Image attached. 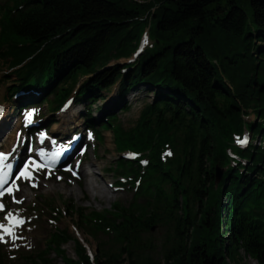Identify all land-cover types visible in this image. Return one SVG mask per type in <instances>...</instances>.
<instances>
[{"label": "trees", "instance_id": "trees-1", "mask_svg": "<svg viewBox=\"0 0 264 264\" xmlns=\"http://www.w3.org/2000/svg\"><path fill=\"white\" fill-rule=\"evenodd\" d=\"M1 1L0 61L15 77L7 95L27 92L15 109L54 112L75 91L95 140L113 137L115 185L134 190L128 204L102 211L34 203L36 218L75 219L96 254L54 229L24 264H53L52 254L63 264H264V145L235 143L245 130L264 137V0ZM144 32L153 43L119 65ZM138 85L153 99L126 129L114 111L129 110L125 96ZM115 86L118 102L95 106L96 123L93 106ZM154 227L159 246L144 238Z\"/></svg>", "mask_w": 264, "mask_h": 264}, {"label": "rangeland", "instance_id": "rangeland-1", "mask_svg": "<svg viewBox=\"0 0 264 264\" xmlns=\"http://www.w3.org/2000/svg\"><path fill=\"white\" fill-rule=\"evenodd\" d=\"M1 4L2 1L0 0V5ZM151 43H153V40L150 39V42H146L144 46ZM132 59H134L133 56L130 60ZM125 62H127V60L121 59L118 61V64L123 65ZM116 63L117 62L112 61L110 65ZM14 80L15 77L12 71L8 68L6 63L0 61V110H2L0 111V141L6 136L5 134L9 132H13L16 138H19L20 142L29 140L23 133L21 120L24 114H21L19 118L16 117L18 112L13 104L14 96L12 97L13 100H11L7 95V88L12 82H15ZM75 89H77V87ZM151 90L152 89L147 86H136L134 91L129 92L125 96V100L130 106L129 110L121 112L120 109H116L114 111V114L117 115L119 122L124 128L133 127L141 109L145 104L152 101L153 92ZM117 91L118 87L116 86L113 87L111 91H104L102 93L104 99L98 100L93 106V117L96 118V123H98L100 119V114L95 110V106L99 105L104 109L111 108L119 100ZM68 100L70 101H68L62 109H56L57 111L54 113L47 108L45 103L38 104L33 107V109H30L33 111L34 119L37 118L36 115L40 117V122H38L37 127L41 128L43 131L50 132L55 131L57 127L60 126L59 132L68 131V139L73 133H79L83 136L82 124L83 117L86 114L85 107L76 102L75 92L69 95ZM52 120L56 121L55 124H52ZM245 121L247 123L257 122V119L252 114H249ZM64 123H66L68 129L62 128ZM36 131L37 132L32 133L30 137L33 144L39 141V130L36 128ZM100 134L103 136L101 143L92 140L93 138L88 139L87 134L84 135V143H86L87 147L85 149L83 147L77 148L76 152L78 155L72 160L70 167L78 174L81 170H84V174L95 173L99 179H102L105 189L108 190L110 199L93 198L84 187L83 179L79 176L78 178H73L67 172L56 171L54 173H48L37 168L34 169L31 179H26L24 182L16 184L19 191H13L11 195L5 196L1 201L5 206V210L3 212L0 211V224L8 228L11 224H14L16 220L24 221L22 225L10 228L11 232L18 237L14 242L8 235H4V239L7 242H0V256L3 258V263L24 264V260L27 256H34L44 249L46 239L54 229H66L72 237L78 238L84 243L87 250L92 252V255L96 254L97 240L77 230L74 227L75 219L62 216L57 222H51L46 214H43L42 218H36L34 208L37 207V205H34V203L44 204V198H48L52 201L54 207L59 209H63V205L71 201L75 207H82L87 211H102L108 209L113 203L119 202L126 205L131 201L134 190L127 189V187H125V189L113 188V186H115L114 182L117 172H113L112 170L116 165L117 153L114 149L111 133L109 131H101ZM23 144L24 142L22 145ZM82 153L83 157L80 162H78L77 158H79ZM91 163L95 165L92 166ZM218 171L222 172L220 169H218ZM33 183L36 187L32 186ZM14 199L20 202L16 203ZM9 212L13 214L12 221L5 219ZM162 232L163 230L161 228L154 227L150 233L144 234V238L152 239L155 246H159L162 241ZM102 238L106 239V236H98V239ZM64 250L68 257H74L73 242L65 245ZM155 258L160 260L159 253H155ZM50 259L53 261V264H63L61 260L53 254L50 255ZM245 264L255 263L250 259H246Z\"/></svg>", "mask_w": 264, "mask_h": 264}, {"label": "bare ground", "instance_id": "bare-ground-1", "mask_svg": "<svg viewBox=\"0 0 264 264\" xmlns=\"http://www.w3.org/2000/svg\"><path fill=\"white\" fill-rule=\"evenodd\" d=\"M62 128L68 129L66 123H64V126ZM56 130L60 131V126L57 127ZM5 135L6 136H4L3 139H1L0 144L5 150H8V152L11 153L9 161L13 162L14 160L17 159V156L20 157V153H22L20 147L21 142L19 138H16L13 132L6 133ZM38 143L39 146H45L46 144L45 141L44 142L39 141ZM47 147L48 145L43 148H47ZM91 164L92 166L95 165L94 163ZM29 170H34V167L29 166ZM79 177L83 179L84 187L88 190V192L92 195L93 198L98 197L101 199H107V200L110 199V197L108 196V190L105 189V185L103 184L102 179H99L95 173L84 174V170H81Z\"/></svg>", "mask_w": 264, "mask_h": 264}, {"label": "snow or ice", "instance_id": "snow-or-ice-1", "mask_svg": "<svg viewBox=\"0 0 264 264\" xmlns=\"http://www.w3.org/2000/svg\"><path fill=\"white\" fill-rule=\"evenodd\" d=\"M0 111H2V110H0ZM26 115H27L28 121L30 122L32 113H27ZM237 142L243 145V144L246 143V139L242 140V139L238 138ZM5 159H7V156L5 154H3V153H0V160H5ZM73 175H76V172H73ZM20 178L31 179V176L28 174L27 166L16 176V179H20ZM5 183H7V182L6 181H0V196H3L6 193L10 195V194H12L13 191H19L18 187H15V188L7 187V188H5L4 187ZM32 186L36 187V185L34 183L32 184ZM14 202L19 203L20 201H16L14 199ZM4 207L5 206L2 203H0V211H3ZM5 219H7L9 221H12L13 214L9 212L7 214V216L5 217ZM23 223H24L23 220H16L15 223L11 224L10 227H8V228H6L5 225L0 224V232H3L5 235L10 236L12 238L13 242H14L15 239H17L18 237H16L15 234L13 232H11L10 228L14 227V226H17V225H22ZM0 242H7L4 239V235H0Z\"/></svg>", "mask_w": 264, "mask_h": 264}, {"label": "water", "instance_id": "water-1", "mask_svg": "<svg viewBox=\"0 0 264 264\" xmlns=\"http://www.w3.org/2000/svg\"><path fill=\"white\" fill-rule=\"evenodd\" d=\"M221 174H222V172H220V171H216V184H218L219 183V181H220V177H221Z\"/></svg>", "mask_w": 264, "mask_h": 264}]
</instances>
